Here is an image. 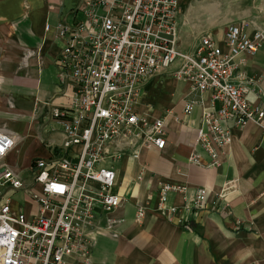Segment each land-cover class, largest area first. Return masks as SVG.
Returning a JSON list of instances; mask_svg holds the SVG:
<instances>
[{
    "label": "crops",
    "instance_id": "obj_1",
    "mask_svg": "<svg viewBox=\"0 0 264 264\" xmlns=\"http://www.w3.org/2000/svg\"><path fill=\"white\" fill-rule=\"evenodd\" d=\"M77 2L0 0V132L14 140L1 163L18 175L33 160L56 154L62 142L61 128L51 112L69 105L72 87L57 80L54 60L63 40L56 27L73 24ZM194 4L189 16L195 32L211 36L220 47L228 25H239L246 35L262 32L261 48L240 57L238 73L251 81L246 85V101L264 111V0ZM177 17L176 49L190 53L196 36L186 31L181 14ZM139 89L134 109L147 122L162 119L165 145L156 150L121 140L107 144V155H118L106 159L103 166L115 174L112 192L119 205L98 212L85 231L89 263L264 264V132L252 123L231 128L218 166L206 168L209 159L197 143V130L201 114L216 107L209 93L173 79L170 69ZM187 103L193 106L186 115ZM165 185L180 190L167 192L162 210H157L158 192ZM197 189L204 190L201 208H193ZM139 208L143 215L136 221ZM169 208L179 209L170 220L165 211ZM10 209L25 215L35 211L23 191L13 194Z\"/></svg>",
    "mask_w": 264,
    "mask_h": 264
},
{
    "label": "built area",
    "instance_id": "obj_2",
    "mask_svg": "<svg viewBox=\"0 0 264 264\" xmlns=\"http://www.w3.org/2000/svg\"><path fill=\"white\" fill-rule=\"evenodd\" d=\"M179 11L178 0H78L73 24L57 25L63 40L54 60L57 80L72 87L69 105L51 112L63 139L56 154L33 160L18 175L1 163L14 140L0 132V264H90L85 231L98 212L119 205L112 192L115 174L103 166L118 155L108 156L107 144L121 140L156 150L165 145L162 119L147 122L134 109L146 80L170 69L173 79L209 93L216 107L201 114L197 130V143L209 159L206 168L218 166L231 128L252 123L264 132L263 109L245 99L251 81L238 73L240 57L261 48L262 32L246 35L239 25H228L222 47L202 34L190 53H181L176 49ZM192 106L187 103L184 114ZM179 190L162 186L157 210L167 192ZM18 191L27 194L34 212L11 211ZM203 196V189L195 191L193 208H201ZM178 210H165L168 219ZM142 215L137 209L136 221Z\"/></svg>",
    "mask_w": 264,
    "mask_h": 264
},
{
    "label": "rangeland",
    "instance_id": "obj_3",
    "mask_svg": "<svg viewBox=\"0 0 264 264\" xmlns=\"http://www.w3.org/2000/svg\"><path fill=\"white\" fill-rule=\"evenodd\" d=\"M180 1H182L181 2L182 5H181V8H180V11H179V14L178 15L181 14L182 18L184 19V24H185V27H186V31L188 33H191L192 32L193 33V36L194 37L196 36V40H197V38L200 35H202V34L195 32L196 26L190 22V16H189V6H190V4L191 5H195L194 3L197 0H180Z\"/></svg>",
    "mask_w": 264,
    "mask_h": 264
}]
</instances>
